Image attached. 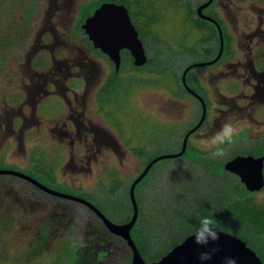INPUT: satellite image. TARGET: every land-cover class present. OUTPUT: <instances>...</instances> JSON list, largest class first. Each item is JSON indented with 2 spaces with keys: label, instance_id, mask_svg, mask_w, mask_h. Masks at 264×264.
I'll return each instance as SVG.
<instances>
[{
  "label": "rangeland",
  "instance_id": "374dc122",
  "mask_svg": "<svg viewBox=\"0 0 264 264\" xmlns=\"http://www.w3.org/2000/svg\"><path fill=\"white\" fill-rule=\"evenodd\" d=\"M63 1L0 0V169H14L36 180L44 179L45 184L48 182L44 173L36 166L40 159L42 165H47L51 143L43 140L45 153L36 152L34 158L32 143L24 154L13 139H5L7 119L2 115L1 101L8 97L15 106V96L19 91L25 92L21 57L32 50L38 35L53 26H80L81 18L77 16L83 0H71L70 7L64 9ZM102 1L86 0L85 5L95 8ZM205 1L128 0L136 28L143 30V25H147L151 30L150 35H141L147 46L149 69H133L127 61L124 72L112 81L99 104L103 124L106 127L108 123L109 132L122 144L127 157L122 163L114 160L118 153H113V158L109 153L99 157L97 170L83 177L80 191L111 221L130 222L129 188L133 180L143 173L149 161L179 153L186 132L195 125L185 153L156 162L138 185L135 194L139 215L131 233L134 243L147 263L158 262L192 235L197 214L210 215L218 230L244 240L264 264V230L255 228L260 225L255 223L258 220L253 221L255 226L250 220V213H255L264 223V197L251 193L237 175L225 169L226 163L239 155L261 154L264 137L254 132L259 126L252 127L253 131L243 129H250L249 126L242 127L235 142L226 146L227 156L222 161L211 157L210 150H204L199 143L215 128L197 127L202 102L189 89L193 91L192 81L200 70L185 66L194 62L199 65L207 58L208 47L219 49L217 38H210L215 33L213 26L190 16L189 9L194 12L197 8L206 16L215 15L211 1ZM247 6L242 4L248 12ZM214 9L219 16L226 15L222 4ZM250 16L255 19L254 13L250 12ZM237 21L243 25V12L238 11ZM37 66L33 63V68ZM104 83H97L89 94L91 113L96 111L95 102ZM237 102L240 106L246 104L240 99ZM116 181L121 184L116 185ZM112 182L116 186L113 189ZM245 208V218L234 216ZM78 210L74 208L82 218L74 217L66 203L55 201L31 182L0 176V264H71L72 260L74 264H131L133 251L126 240L101 227L100 219L88 205L83 203Z\"/></svg>",
  "mask_w": 264,
  "mask_h": 264
},
{
  "label": "flooded vegetation",
  "instance_id": "af4514ba",
  "mask_svg": "<svg viewBox=\"0 0 264 264\" xmlns=\"http://www.w3.org/2000/svg\"><path fill=\"white\" fill-rule=\"evenodd\" d=\"M67 1H63L66 2L63 9L70 7L71 0ZM207 1H211L212 12L215 15L207 13L211 20H205L217 31L215 34L219 41V49L207 51V58L198 62L202 65L194 62L185 66L188 68L196 65L193 69L200 70L194 75L192 81L194 88L193 91L189 89V92L196 100L202 102L203 109L199 120L201 121L203 116L204 119L201 125L207 128L214 125L212 128L216 130L222 119L235 115L240 127L249 126L250 129H243L251 130L252 127L259 126L254 132H258L257 136L264 137V0H235L236 3L233 0H206L203 3ZM105 2L110 1H102V3ZM112 2L119 3L117 0ZM85 3L86 0H83L77 16L81 18L80 26L76 24V26L62 27V29L53 26L38 35L32 50L21 57V65L25 73L23 77L25 92L19 91L15 96V106L9 103L8 97H4L1 101V109L4 108L2 115L7 119L5 124L8 135L5 139H13L24 154L28 151V144L32 143L34 158L37 153L41 154V151L45 153L42 146L43 140L51 143L47 165L43 164V167V161L40 159V164L36 166L37 170L42 169L48 184L43 183L44 179L38 182L57 192L81 198H83V192L80 191L83 189V177L93 175V170H97L99 157L103 158L107 153L112 157L113 153H118L114 160H121V163L127 157L124 154L126 151L121 147L122 144L109 132L108 123L106 127L103 124L100 101H104L112 81H116L124 72L127 61L131 62L133 69H149L148 61L141 67H137L130 50L121 48L120 67L117 71L115 62L101 48L95 46L84 28L91 11L97 9L101 3L95 8L86 6ZM221 4L224 6L225 16H219L214 9V6ZM242 4L248 5L246 9H250L249 13L243 10ZM236 9L244 13L243 25L237 21ZM197 11L198 8L194 12L197 14ZM250 12L255 14V19L252 16L248 17ZM59 30L64 32L61 33ZM71 30L74 34L70 33ZM219 30H221L222 39ZM142 32L141 30V35ZM33 63H37L38 66L33 68ZM102 65L107 69H103ZM109 71L111 74H108ZM100 81L105 83L95 102L96 111L91 113L88 107L91 99L89 94ZM9 97L13 96L9 95ZM238 99L246 103L245 107L239 105ZM55 102H57L56 108ZM93 113L100 115L99 118L92 115ZM210 120L212 123L209 125ZM42 127H45L44 131L41 130ZM194 127L189 128L185 136L194 130ZM253 130L255 129L251 131ZM194 134H191L188 139L190 140ZM260 153L249 155L264 158V150ZM111 171L112 169H109L110 175H112ZM133 182L130 185L129 194ZM113 184L114 182L111 186ZM33 185L50 195L55 201L66 203L74 217L82 218L78 215V208L83 206V202L56 196L36 184ZM258 193L264 197V188ZM132 206L131 202V219L134 214ZM74 208L78 211L75 212ZM91 210L94 212L92 208ZM125 223L128 221L122 224Z\"/></svg>",
  "mask_w": 264,
  "mask_h": 264
},
{
  "label": "water",
  "instance_id": "95a60500",
  "mask_svg": "<svg viewBox=\"0 0 264 264\" xmlns=\"http://www.w3.org/2000/svg\"><path fill=\"white\" fill-rule=\"evenodd\" d=\"M198 12L202 18L208 19L202 15L201 9H199ZM84 28L90 36V39L95 43V46L101 48L110 56L111 60L115 62L117 71L120 67L121 59L119 51L121 48H127L130 50L137 67L142 66L147 62L145 50L141 41L139 39L137 41L138 33L132 25L125 7L110 3L103 4L95 12V14L86 21ZM219 32L222 39L221 30H219ZM203 119L204 116L197 127L201 125ZM192 131H190L184 138L183 147L179 153L166 154L155 158L147 165L143 173L134 181L130 193L134 214L132 220L125 225L114 224L89 201L54 191L21 172L13 170H0V175H14L24 178L33 184L38 185L48 193L71 200L81 201L94 209L111 232L123 236V238L128 241V244L133 251V260L131 264H199V254L204 251H211L212 249H215V251L213 252L212 259L208 262V264H224L226 257L236 258L237 264H263L261 258L246 244L244 240L220 230V239L215 242H210L207 247L196 245L193 235H191L182 244L175 246L158 262L147 263L141 256L139 249L136 247L130 235V232L138 219V205L135 198V187L148 174L156 162L161 161V159L180 157L184 154L188 138ZM225 169L228 172L237 175L245 187L251 192L260 191L264 187V158H256L251 155H239L228 161Z\"/></svg>",
  "mask_w": 264,
  "mask_h": 264
},
{
  "label": "clouds",
  "instance_id": "9594fccd",
  "mask_svg": "<svg viewBox=\"0 0 264 264\" xmlns=\"http://www.w3.org/2000/svg\"><path fill=\"white\" fill-rule=\"evenodd\" d=\"M105 1V0H104ZM106 1H110L109 3L110 4H114V5H117V6H123L125 7V9L127 10V13L129 15V18L131 20V23L132 25L135 27L136 29V32L138 33V37H137V41L138 39L141 41L142 45H143V48L144 50H146L145 48V45H144V42L141 38V34H140V31L141 30H138L132 20V17L130 16L129 14V9L127 7V2L128 1H124V2H119L117 4L113 3L112 1L113 0H106ZM112 2V3H111ZM105 3H108V2H105ZM103 3V4H105ZM207 3V2H206ZM102 4V5H103ZM101 5V6H102ZM100 6V7H101ZM99 7V6H98ZM97 7V10L100 8ZM96 10V11H97ZM190 11V16L191 18L193 19H206V18H202L200 15H199V10L197 11V14L193 11H191V9H189ZM193 14L196 15V17H193ZM202 15L203 12H202ZM93 15L89 14V18H91ZM205 17H207L208 19L211 20V18H209V16H206L204 15ZM88 18V19H89ZM87 19V20H88ZM206 19V20H208ZM87 33V31H86ZM88 34V33H87ZM89 36V35H88ZM90 37V36H89ZM141 39H140V38ZM91 40V39H90ZM92 41V40H91ZM93 42V41H92ZM209 42V41H207ZM95 44V43H94ZM210 48L211 47H208L206 49V51H210ZM145 55L147 57V52L145 51ZM147 61H148V58H147ZM242 127H240V125L238 124L237 122V117L235 115H231V116H228V117H225L224 119L221 120L220 122V125L219 127L215 130V131H211L205 138L201 139L199 141L200 145L202 146V148L204 150H210V155L211 157L217 159L218 161H222L224 158H226L227 156V149H226V146L228 145H231L235 142V138L239 135V133L242 131ZM230 161V160H229ZM151 161H149L150 163ZM147 167V166H146ZM0 170H3V169H0ZM14 171V170H13ZM2 176V175H0ZM17 177V176H16ZM31 177V176H30ZM139 177V176H138ZM137 177V178H138ZM20 178V177H19ZM34 179V178H33ZM36 180V179H34ZM38 181V180H36ZM134 183V182H133ZM133 185V184H132ZM137 186V185H136ZM245 186V185H244ZM132 187V186H131ZM48 188V187H47ZM246 188V187H245ZM264 188V187H263ZM262 188V189H263ZM136 189V187H135ZM247 189V188H246ZM55 191V190H54ZM131 191V190H130ZM261 191V190H260ZM255 192H259V191H254V192H251V193H255ZM61 193V192H60ZM77 197V196H75ZM78 198H81V197H78ZM135 198H136V194H135ZM81 199H85L87 200L86 198H81ZM77 201V200H76ZM81 202V201H79ZM90 202V201H89ZM130 202L131 201V196H130ZM136 202H137V205H138V201H137V198H136ZM91 203V202H90ZM85 204V203H84ZM133 205V204H132ZM95 206V205H94ZM99 211H101L97 206H95ZM133 207V206H132ZM91 208V207H90ZM134 209V208H133ZM94 210V209H93ZM95 214L97 215V219L103 223V227L107 228V230L114 234V235H117L119 238H123V236L121 235H118V234H115L113 232H111L108 228V226L104 223V221L100 218V216L98 215V213L94 210ZM101 213L103 215L104 212L101 211ZM138 215H139V205H138ZM107 218L108 216L105 215ZM109 219V218H108ZM110 220V219H109ZM132 220V219H131ZM111 221V220H110ZM113 222V221H111ZM114 224L116 225H125V224H122V223H115L113 222ZM129 223V222H128ZM137 223V221H136ZM216 221L212 218V216L210 215H199L197 214L196 216V222L194 224V227H193V239H194V242L196 245L198 246H203V247H207L209 245L210 242H215V241H218L220 239V231L218 230L217 226H216ZM136 225V224H135ZM134 225V226H135ZM134 228V227H133ZM133 230V229H132ZM131 230V232H132ZM130 232V235L132 237V234ZM124 240H126L125 238H123ZM133 239V238H132ZM134 241V240H133ZM127 244H128V241L126 240ZM247 244V243H246ZM129 245V244H128ZM137 247V246H136ZM131 248V247H130ZM215 251V249H212L211 251H204V252H201L199 254V257H198V262L199 264H208V262L212 259V255H213V252ZM224 264H237V260L236 258H233V257H226L225 258V261H224Z\"/></svg>",
  "mask_w": 264,
  "mask_h": 264
},
{
  "label": "trees",
  "instance_id": "16d2710c",
  "mask_svg": "<svg viewBox=\"0 0 264 264\" xmlns=\"http://www.w3.org/2000/svg\"><path fill=\"white\" fill-rule=\"evenodd\" d=\"M118 2H124L125 0H117ZM126 1H128V0H126ZM199 19V18H198ZM197 19V20H198ZM199 20H202V19H199ZM202 21H205V22H208V21H206L205 19H203ZM209 23V22H208ZM213 26V25H212ZM143 32L145 33V34H147V35H150L151 33V30L150 29H147V25H143ZM213 28H215L214 26H213ZM217 31L215 30V33H216ZM213 34L212 36H210V38L211 39H214V38H217V35L216 34ZM208 39H209V37H208ZM218 39V38H217ZM193 68V67H192ZM192 68H190V69H192ZM14 176V175H13ZM14 177H16V176H14ZM120 185L121 184V181H116V185ZM114 187H116V186H113L112 188H114ZM118 187V186H117ZM243 202V201H242ZM97 207H99V206H97ZM100 208V207H99ZM244 210H246L247 211V209L245 208V209H242L241 211H237V213H235L236 215H234V216H237V217H241V218H245L244 216H245V211ZM244 214V215H243ZM243 220H245V219H243ZM247 220H249L248 218H247ZM250 220H251V223L254 225L255 223H257V224H260L258 227L257 226H255V228H257L258 230H264V223L262 222L263 220H262V218L260 219L259 218V216H257L255 213L253 214V213H250ZM255 220H258V222L256 221L255 223L253 222V221H255ZM260 220H262V221H260ZM246 221V220H245ZM261 230V231H262ZM66 251V250H65ZM73 258V257H72ZM74 264V261L72 260L71 261V264Z\"/></svg>",
  "mask_w": 264,
  "mask_h": 264
}]
</instances>
